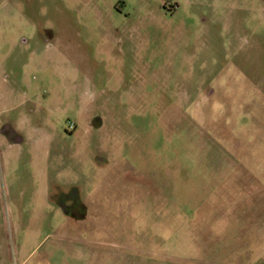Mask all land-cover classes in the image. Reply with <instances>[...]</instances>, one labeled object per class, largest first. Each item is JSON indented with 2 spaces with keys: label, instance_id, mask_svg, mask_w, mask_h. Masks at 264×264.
Listing matches in <instances>:
<instances>
[{
  "label": "rangeland",
  "instance_id": "rangeland-1",
  "mask_svg": "<svg viewBox=\"0 0 264 264\" xmlns=\"http://www.w3.org/2000/svg\"><path fill=\"white\" fill-rule=\"evenodd\" d=\"M0 264H264V0H0Z\"/></svg>",
  "mask_w": 264,
  "mask_h": 264
},
{
  "label": "flooded vegetation",
  "instance_id": "flooded-vegetation-1",
  "mask_svg": "<svg viewBox=\"0 0 264 264\" xmlns=\"http://www.w3.org/2000/svg\"><path fill=\"white\" fill-rule=\"evenodd\" d=\"M6 132H8V133H7L8 135H9V134H14V131H13L12 129H10L9 126L6 127ZM81 211H83V207H82ZM70 214H72V213H70ZM68 217H69V216H68Z\"/></svg>",
  "mask_w": 264,
  "mask_h": 264
}]
</instances>
